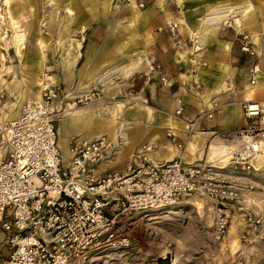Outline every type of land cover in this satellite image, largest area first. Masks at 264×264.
Instances as JSON below:
<instances>
[{
	"label": "built area",
	"instance_id": "built-area-1",
	"mask_svg": "<svg viewBox=\"0 0 264 264\" xmlns=\"http://www.w3.org/2000/svg\"><path fill=\"white\" fill-rule=\"evenodd\" d=\"M176 26V22L168 25L171 30ZM240 35L239 48L251 59L254 83L260 72L259 56L247 36ZM160 80L165 82V77ZM102 97L98 87L74 94L60 85H48L38 98L23 103L17 117L1 123L0 147H6V152L0 161V264H68L90 250L124 241L118 223L129 211L174 205L195 195L211 203L210 236L221 241L237 210L240 236L249 239V231L257 230L261 221L244 205L250 200L244 193L252 189V182L239 176L255 170L254 161L263 152L264 128L255 119L262 114L260 103L243 102L242 112L252 121L229 132L242 139L227 162L233 176L213 163L186 162L182 144L170 129L167 137L180 151L170 160L151 159L155 146L143 143L123 168L98 172V164L113 147L109 138L101 135L83 141L71 136L69 160L63 164L57 143L59 118ZM182 110L178 98L174 115L181 118ZM204 114L184 120L185 130L198 129L197 120Z\"/></svg>",
	"mask_w": 264,
	"mask_h": 264
},
{
	"label": "crops",
	"instance_id": "crops-1",
	"mask_svg": "<svg viewBox=\"0 0 264 264\" xmlns=\"http://www.w3.org/2000/svg\"><path fill=\"white\" fill-rule=\"evenodd\" d=\"M160 1L156 0V3ZM116 4L120 5L119 2ZM118 5L114 7L121 9L122 20L133 27L132 33L126 34L127 37L109 38L105 34H96L94 30L92 37H72L65 40L64 46L69 49L72 47V50L70 49L66 59L60 61L57 71H49L51 66H48V62L44 64L42 58V48L47 42L46 34L35 36L39 70L44 65L46 68V73L41 77L32 78L37 86L42 87L41 82L44 81L60 85L66 91L73 90L74 94H82L92 87H98L103 96L116 95L123 98L113 105L98 102L77 106L59 119L57 140L60 131L61 144L65 141L67 146V158L64 161L68 163L69 160L68 140L71 136L87 141L101 135H106L113 147L108 152L107 159L97 167L98 172L123 168L129 159L127 157L143 143L155 146L149 153L151 159L170 160L180 153L175 142L167 137V130L171 129L182 144V157L186 162L213 163L222 168V173L233 176L227 162L230 152L241 144L242 139L229 135V132L252 121V118L244 116L242 112L243 102L260 103L262 114L255 119L258 127L264 128V0H257L256 4L254 0H239L234 6H239L240 10L244 8V11L238 12L241 16L231 22L248 31L251 46L259 56L260 72L254 77V83L249 72L251 59L240 50L239 39L235 43L238 49L234 48L232 54L226 51V41L217 37L211 40H208L209 37L207 40L198 39L203 31L213 25L202 27V21L207 17L199 23L197 37H194L196 31L191 33V28L188 27L195 28L193 17L178 18L181 27L188 28L191 33L192 51L201 48V60L205 62L199 64L196 55H193L197 66L191 64L187 69L188 74L180 70V61L172 54L164 35L159 32L149 35L146 29L148 26L138 28L137 22L146 20L153 5L140 14L135 10V2L134 5L131 2L126 6ZM80 12L81 9L77 8L70 21V15H73L70 8V12H67L69 15L64 16L66 22H62L59 30L61 36L64 31L78 30L79 25H83L81 23L85 16ZM255 12L261 23L254 15ZM164 20L165 25L172 23V18L168 15ZM14 24L17 27V23ZM1 30L0 39L1 35L5 36L8 39L6 44L13 45L17 55H21V50L25 47V33L16 30L13 39L0 26ZM17 34H22L23 38L19 40ZM60 41V45H63L64 39ZM154 65H159V70H151ZM161 76L165 77V82L160 80ZM6 85L11 93L23 101L31 95L39 97L41 91H31L30 86H25L23 79L19 77L7 81ZM180 96L183 99V110L181 118H178L174 115V109L176 99ZM12 105L15 103H3L2 107H7L8 111L0 106V124L20 114L21 108L17 104ZM204 111L205 114L197 120L198 129L191 133L185 130L184 120H193ZM5 152L6 147H0V161ZM261 154L254 161L256 169L239 176L243 181L249 179L252 189H257V193L253 191V202L244 204L261 221L257 230L249 231V240L255 241L253 248H257L258 244L264 245V202H261V199L264 200V153ZM225 158L227 161L223 162Z\"/></svg>",
	"mask_w": 264,
	"mask_h": 264
},
{
	"label": "rangeland",
	"instance_id": "rangeland-1",
	"mask_svg": "<svg viewBox=\"0 0 264 264\" xmlns=\"http://www.w3.org/2000/svg\"><path fill=\"white\" fill-rule=\"evenodd\" d=\"M139 1L144 4L142 7L135 4V10L139 14L148 6L153 5V7L147 13L146 20L137 22L138 28L148 26L146 29L149 35L154 32L164 35L172 54L180 61V70L188 74L187 69L191 64L194 67L197 66V62L205 64L201 60L202 49L192 51L191 36L205 17L210 16L212 19L220 16V22L203 31L198 39L207 40L209 37L208 40H211L217 37L219 40L226 41L224 45L230 54L234 48L238 49L235 43L239 42L240 34L246 35L248 39L250 37L248 31L231 23L241 16L237 9L235 12L225 11L226 15H223V12L214 13L211 10L221 5L234 6L239 0H161L160 3H156V0ZM116 2L126 6L131 1L126 3L121 0H10L7 4L4 0H0V26L9 36L12 35L13 39L16 30L25 33V47L19 56L13 45L6 44L3 39H0V54H2L0 56V106L2 107L3 103L8 101L21 108L25 102L8 90L7 81L13 78H22L24 85L30 86L33 92L37 93V90H41V87L37 86L32 79L46 73L45 65L41 68L42 70L38 67L35 36L46 34L47 42L42 48V58L44 64L48 62V66H51L48 70L54 72L57 71L60 61L66 59L72 50V47L70 50L64 46L67 39L89 38L92 37L94 30L96 34H105V37L109 38L130 35L133 27L122 20V11L116 8L118 5ZM254 2L256 4L257 0ZM206 5L209 6L206 7ZM70 8L73 12L69 18L70 21L76 9H81L80 13L85 16L81 24L85 26V29L81 31L79 25L78 30L69 29L61 36L59 30L62 22H66L64 16L69 15L67 12H70ZM95 15H97L96 18ZM166 15L172 18V23H177L172 30L168 24L164 23ZM254 15L261 23L257 12ZM188 16H192L195 22V28L188 26L189 29L191 28V33L188 28L181 27L178 21V18ZM59 36L64 39L63 45H60ZM193 55H196L197 62ZM34 98L30 96V99ZM108 98L109 96L104 95L100 100L88 104L99 102L113 105L123 100L118 96L115 100ZM3 109L9 110L7 107ZM61 145H58L60 154L62 160H65L67 158L65 141H62ZM127 158H130V155ZM226 161L225 158L223 162ZM253 191L257 193V189H249L244 193L245 197L250 199L249 202H253ZM261 202L264 200L261 199ZM233 213L230 227L224 238L219 241L210 236L211 203L203 196L195 195L174 205L146 211L131 210L118 223V232L125 237L124 241L113 247L90 250L81 257L71 259L68 264H264V245L258 244L257 248H253L255 241L241 238L242 226L238 221L237 210ZM250 213L253 214L252 211Z\"/></svg>",
	"mask_w": 264,
	"mask_h": 264
},
{
	"label": "bare ground",
	"instance_id": "bare-ground-1",
	"mask_svg": "<svg viewBox=\"0 0 264 264\" xmlns=\"http://www.w3.org/2000/svg\"><path fill=\"white\" fill-rule=\"evenodd\" d=\"M5 1V3H9L10 2V0H4ZM131 5H134V0H131ZM237 9V11L238 12H243L244 11V8H243V10H240V7L239 6H229V5H221V6H218V7H214L213 8V12L214 13H218V12H228V11H230V12H235V10ZM225 12V13H226ZM262 12V14H263V11H261ZM223 14V15H226V14ZM212 16V15H211ZM211 17L209 16V17H207V18H205L202 22H203V25H202V27L203 26H206V25H211V24H216L217 22H220V16H218V18L216 17V18H212V19H210ZM44 22V21H43ZM239 25V24H238ZM84 26L82 25L81 26V29L83 28ZM11 30V29H10ZM197 31L194 33V37H197ZM19 40H21L22 38H23V35L22 34H17V36H16ZM1 38L5 41V43H8V39L5 37V36H3V35H1ZM195 41V40H194ZM194 50V49H193ZM43 53V52H42ZM196 57V56H195ZM189 80V79H188ZM48 85H52V84H49L48 82H41V88H43V87H45V86H48ZM38 98V97H37ZM30 99V98H29ZM29 99H27V100H29ZM27 100H25V101H27ZM107 105V104H106ZM63 116V115H62ZM61 116V117H62ZM60 117V118H61ZM59 118V119H60ZM263 120H264V117H263ZM1 125V124H0ZM124 128V127H123ZM197 130V129H196ZM195 130V131H196ZM117 133V132H116ZM115 134V133H114ZM116 135V134H115ZM78 138V137H77ZM79 139V138H78ZM57 142H58V144H61V140H60V131H59V140H57ZM69 151V150H68ZM182 153V152H181ZM262 153H264V142H263V152ZM70 154V153H69ZM262 155V154H261ZM65 159V158H64ZM66 160V159H65ZM67 162V161H66ZM64 160H63V164H67ZM103 162V161H102ZM101 164V162L98 164V166ZM97 166V167H98ZM97 169V168H96Z\"/></svg>",
	"mask_w": 264,
	"mask_h": 264
}]
</instances>
